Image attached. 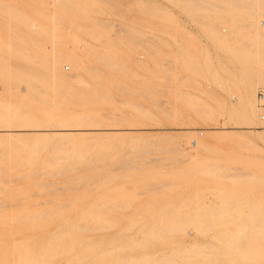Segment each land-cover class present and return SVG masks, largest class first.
<instances>
[{
  "label": "rangeland",
  "instance_id": "rangeland-1",
  "mask_svg": "<svg viewBox=\"0 0 264 264\" xmlns=\"http://www.w3.org/2000/svg\"><path fill=\"white\" fill-rule=\"evenodd\" d=\"M263 92L264 0H0V264H264Z\"/></svg>",
  "mask_w": 264,
  "mask_h": 264
},
{
  "label": "bare ground",
  "instance_id": "bare-ground-1",
  "mask_svg": "<svg viewBox=\"0 0 264 264\" xmlns=\"http://www.w3.org/2000/svg\"><path fill=\"white\" fill-rule=\"evenodd\" d=\"M63 4V3H62ZM48 14V13H47ZM20 19V18H19ZM41 33H48V31H42ZM55 36V35H54ZM31 39V38H30ZM7 40V39H6ZM32 41V44H33V46H37V48H39L40 50H42L43 48H41L42 46H44V43L43 42H41L40 40H36V39H33V40H31ZM55 40H52V43H53V46H54V48H52V47H46V48H48L49 50H51V49H54L53 50V52H52V58L50 57V56H47L46 57V59H47V64H48V67H47V71L48 72H51L52 71V69H50V67H52L51 65H53V64H55L56 62H60V61H65V60H69V61H71L74 65L75 64H81L80 63V59L78 58V56L79 55H77V52L75 53V52H71V51H69V50H67V49H65L64 47L62 48L60 45H59V43H55L54 42ZM7 42H9V41H7ZM16 45V44H15ZM65 45V44H64ZM89 47V46H88ZM93 48V47H92ZM44 50V49H43ZM41 52V51H40ZM42 53H45V52H42ZM30 55V54H29ZM46 55V54H45ZM95 56H96V54H95ZM100 56V55H99ZM100 60V62H102V64H106V65H110L111 64V62L109 61H106V60H101V59H99ZM99 60H96V62L97 61H99ZM109 63V64H108ZM45 64V63H44ZM57 64V63H56ZM105 65V66H106ZM80 66V65H79ZM54 67H55V65H54ZM107 67V66H106ZM109 67V66H108ZM55 68H57V67H55ZM101 69V68H100ZM55 70V69H54ZM86 70H87V73L89 72L91 75H93V73H95V72H97L98 73V71H97V69H95V68H93V67H86ZM99 70V69H98ZM93 71V73H91ZM96 73V74H97ZM101 72H99L98 73V75L100 74ZM100 76H103V74H100ZM69 77H71V75L69 76ZM74 77V76H73ZM91 78V77H90ZM71 79H72V77H71ZM75 79V78H74ZM80 80V79H79ZM81 81H83V80H81ZM129 91V90H128ZM63 92H65V91H63ZM134 93V92H133ZM133 93H131V94H133ZM101 98V97H100ZM4 106H6L5 104H3ZM253 109V108H252ZM254 114V113H253ZM106 114H104V116H105ZM256 115V114H255ZM208 116V115H207ZM6 119V118H5ZM6 120H8V119H6ZM91 121V120H90ZM61 127V126H60ZM91 129H92V127H91ZM62 130V129H61ZM67 130V129H66ZM71 130V129H70ZM12 132V131H11ZM14 132V131H13ZM71 135V134H70ZM66 136H69V135H66ZM18 222V221H17ZM71 226V225H70ZM65 228V227H64ZM72 228V227H71ZM67 230H68V228H67ZM74 230V229H73ZM70 231H72V230H70ZM75 231V230H74ZM80 231H81V228H80ZM79 231V232H80ZM38 233V232H37ZM40 233V232H39ZM56 237H57V235H56ZM29 238V237H28ZM47 239V238H46ZM57 239V238H56ZM52 240V239H51ZM54 241V240H53ZM52 241V242H53ZM51 242V243H52ZM55 242V241H54ZM96 243V242H95ZM44 249V248H43ZM187 251V250H186ZM189 252V251H188ZM81 253V252H80ZM48 254V253H47ZM60 256V255H59ZM63 256V255H62Z\"/></svg>",
  "mask_w": 264,
  "mask_h": 264
},
{
  "label": "built area",
  "instance_id": "built-area-1",
  "mask_svg": "<svg viewBox=\"0 0 264 264\" xmlns=\"http://www.w3.org/2000/svg\"><path fill=\"white\" fill-rule=\"evenodd\" d=\"M261 96L263 97V101H264V92H263V93H261Z\"/></svg>",
  "mask_w": 264,
  "mask_h": 264
}]
</instances>
